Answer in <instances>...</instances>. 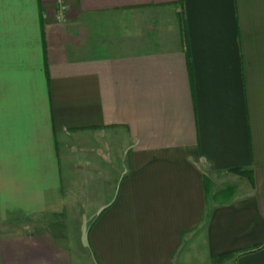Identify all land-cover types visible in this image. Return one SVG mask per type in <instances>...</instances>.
<instances>
[{
  "label": "crops",
  "instance_id": "crops-1",
  "mask_svg": "<svg viewBox=\"0 0 264 264\" xmlns=\"http://www.w3.org/2000/svg\"><path fill=\"white\" fill-rule=\"evenodd\" d=\"M0 227V264H264V0H0Z\"/></svg>",
  "mask_w": 264,
  "mask_h": 264
},
{
  "label": "trees",
  "instance_id": "trees-1",
  "mask_svg": "<svg viewBox=\"0 0 264 264\" xmlns=\"http://www.w3.org/2000/svg\"><path fill=\"white\" fill-rule=\"evenodd\" d=\"M234 172H237L240 175L246 174L244 171H242L240 169H235ZM262 247H264V245H260V246L254 247V248L249 249L247 251H254V250L260 249ZM233 254H234V252H232V253H225V254H221L219 256L213 257L212 258V263L213 264H219V263L223 262L226 258H228L229 256H231Z\"/></svg>",
  "mask_w": 264,
  "mask_h": 264
},
{
  "label": "built area",
  "instance_id": "built-area-1",
  "mask_svg": "<svg viewBox=\"0 0 264 264\" xmlns=\"http://www.w3.org/2000/svg\"><path fill=\"white\" fill-rule=\"evenodd\" d=\"M64 9V8H63Z\"/></svg>",
  "mask_w": 264,
  "mask_h": 264
},
{
  "label": "rangeland",
  "instance_id": "rangeland-1",
  "mask_svg": "<svg viewBox=\"0 0 264 264\" xmlns=\"http://www.w3.org/2000/svg\"><path fill=\"white\" fill-rule=\"evenodd\" d=\"M1 228V227H0Z\"/></svg>",
  "mask_w": 264,
  "mask_h": 264
}]
</instances>
